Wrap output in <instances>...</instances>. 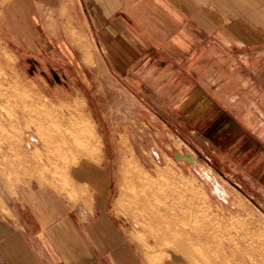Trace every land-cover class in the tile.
Here are the masks:
<instances>
[{
    "label": "rangeland",
    "instance_id": "rangeland-1",
    "mask_svg": "<svg viewBox=\"0 0 264 264\" xmlns=\"http://www.w3.org/2000/svg\"><path fill=\"white\" fill-rule=\"evenodd\" d=\"M171 78L120 76L79 0H0V264L12 234L25 233V192L47 187L69 203L92 202L93 174L105 177L95 188L142 264H264V194L248 192L234 164L216 160L188 116L172 111L182 97ZM179 80L224 87L208 67ZM187 151L199 160L176 155ZM181 206L191 214L179 224L163 211ZM157 211L162 218L148 220Z\"/></svg>",
    "mask_w": 264,
    "mask_h": 264
},
{
    "label": "crops",
    "instance_id": "crops-1",
    "mask_svg": "<svg viewBox=\"0 0 264 264\" xmlns=\"http://www.w3.org/2000/svg\"><path fill=\"white\" fill-rule=\"evenodd\" d=\"M79 1L120 76L172 77L166 81L182 97L172 111L188 116L183 119L197 129L198 141L212 145L216 160L234 164L248 192L264 194V0ZM207 67L224 87L211 93L179 80L205 77ZM85 178L92 202L69 203L47 187L25 192V233L6 242L7 264H142L106 193L95 188L105 177Z\"/></svg>",
    "mask_w": 264,
    "mask_h": 264
},
{
    "label": "bare ground",
    "instance_id": "bare-ground-1",
    "mask_svg": "<svg viewBox=\"0 0 264 264\" xmlns=\"http://www.w3.org/2000/svg\"><path fill=\"white\" fill-rule=\"evenodd\" d=\"M8 55V54H7ZM24 103V102H23ZM40 116V115H39ZM53 116V115H52ZM17 125V124H16ZM67 137V136H66ZM69 137V136H68ZM67 137V138H68ZM61 139H62V137H61ZM7 141V140H6ZM36 145V144H35ZM65 147H66V145H65ZM61 159V158H60ZM128 159V158H127ZM41 161V160H40ZM60 161H62V160H60ZM64 161H65V159H64ZM207 176V175H206ZM208 177V176H207ZM174 203V202H173ZM170 206H172V205H170ZM178 207V206H177ZM181 207H183V206H181ZM163 211H165V215H170V217L174 220V221H176L178 224L181 222V221H184V220H186V218H188V216H190L189 214H191L187 209H184V207H183V209L181 210V213H178V214H176V212H175V210H174V208L172 207V208H165ZM162 218V215H161V213H159L158 211L157 212H155L154 214H152V215H150L149 216V219L148 220H151V221H158V220H160ZM178 229L180 230V232L181 233H183L184 231H183V229H180V227H178ZM178 231V230H177ZM176 231V232H177ZM206 232V231H205ZM196 239L197 240H199V242H201V243H203V242H209L210 240H214L213 238H209V237H205V236H203V235H200L199 233H196ZM228 246V245H227ZM229 246H231V245H229ZM189 247V244L187 245V243L185 244V248L183 247V249H187ZM183 252V251H182ZM237 258V257H236ZM239 258V257H238ZM239 260V259H238Z\"/></svg>",
    "mask_w": 264,
    "mask_h": 264
},
{
    "label": "water",
    "instance_id": "water-1",
    "mask_svg": "<svg viewBox=\"0 0 264 264\" xmlns=\"http://www.w3.org/2000/svg\"><path fill=\"white\" fill-rule=\"evenodd\" d=\"M176 155H177L178 157L183 158V159L186 157L189 161H195L196 159L199 160V157H195L193 154H191V153L188 152V151L185 152V156L179 154L178 152H176ZM202 171H203V174H204V175H207L209 178H211L212 180H214V183H215V186H216V187H218V185L220 186V190L218 191V190L216 189V192H217L219 195L223 196V194H224V193H223V187L218 183L216 177L212 174V172L209 171V170H206V169H204V168H202Z\"/></svg>",
    "mask_w": 264,
    "mask_h": 264
}]
</instances>
